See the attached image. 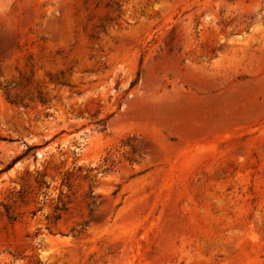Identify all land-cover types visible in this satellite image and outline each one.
Here are the masks:
<instances>
[{"label": "rangeland", "instance_id": "1", "mask_svg": "<svg viewBox=\"0 0 264 264\" xmlns=\"http://www.w3.org/2000/svg\"><path fill=\"white\" fill-rule=\"evenodd\" d=\"M0 264H264V0H0Z\"/></svg>", "mask_w": 264, "mask_h": 264}, {"label": "trees", "instance_id": "2", "mask_svg": "<svg viewBox=\"0 0 264 264\" xmlns=\"http://www.w3.org/2000/svg\"><path fill=\"white\" fill-rule=\"evenodd\" d=\"M21 158V157H20Z\"/></svg>", "mask_w": 264, "mask_h": 264}]
</instances>
